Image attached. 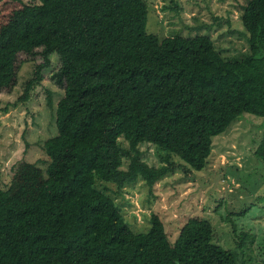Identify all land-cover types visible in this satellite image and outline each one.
Masks as SVG:
<instances>
[{"label": "trees", "instance_id": "obj_1", "mask_svg": "<svg viewBox=\"0 0 264 264\" xmlns=\"http://www.w3.org/2000/svg\"><path fill=\"white\" fill-rule=\"evenodd\" d=\"M146 22L145 0H0V91H11L22 63L31 61L13 104L27 101L53 53L63 89L55 103L47 94L57 133L42 143L46 171L20 160L0 187V264L252 261V254L244 257L253 244L248 233L223 246L199 214L184 220L174 240L157 213L147 230L134 231L105 183L118 193L141 178L152 191L178 164L149 165L140 143L199 171L212 137L232 121L244 112L264 121V0L241 5L239 33L248 50L236 57H225L206 33L159 37ZM254 154L264 161V131Z\"/></svg>", "mask_w": 264, "mask_h": 264}, {"label": "rangeland", "instance_id": "obj_2", "mask_svg": "<svg viewBox=\"0 0 264 264\" xmlns=\"http://www.w3.org/2000/svg\"><path fill=\"white\" fill-rule=\"evenodd\" d=\"M37 3L39 0H25ZM146 30L159 37L206 33L225 57H236L248 50L239 33L241 5L246 0H145ZM58 55H51L50 66L42 70V79L27 101H16L25 80L33 70V62L25 61L18 71L17 83L11 91H0V187L5 188L13 166L20 160L35 162L43 172L49 161L42 143L57 133L55 106L47 103L48 91L54 103L63 89L53 73L58 68ZM264 131L263 117L244 112L240 119L212 137V150L207 165L196 171L177 155L152 143L139 144L141 157L149 165L178 163L163 175L152 191L139 178L116 192V185L105 183V190L120 205L124 217L134 231L147 230L150 215L157 213L171 240L191 215L208 218L214 227V239L226 247L235 245L241 232L248 233L250 264H264V161L254 150ZM121 146L128 143L120 138ZM129 159L123 158V167ZM103 189V184L97 182ZM235 227V230H233ZM250 244V245H249ZM243 261V260H242ZM247 262V261H246Z\"/></svg>", "mask_w": 264, "mask_h": 264}]
</instances>
